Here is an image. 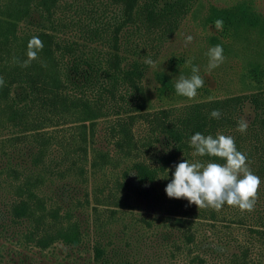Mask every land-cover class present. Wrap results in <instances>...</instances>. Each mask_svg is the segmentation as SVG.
<instances>
[{
    "label": "rangeland",
    "instance_id": "obj_1",
    "mask_svg": "<svg viewBox=\"0 0 264 264\" xmlns=\"http://www.w3.org/2000/svg\"><path fill=\"white\" fill-rule=\"evenodd\" d=\"M121 1L56 0L47 9L40 0H0V11L17 19L16 38L0 42V76L5 80L2 90L9 93L0 105V264H198L192 263L193 256L203 258L205 264H264L261 178L252 212L227 204L220 210L198 209L180 198L191 210L192 246L186 247L174 227L162 220L177 200L165 192L175 165L184 159L195 162V154L190 140L178 145L170 142L156 126L158 120H154V114L164 110H172L168 120H173L180 110L200 102L243 95L264 99V0H138L139 7L151 2L157 5L156 10L166 3L179 2L180 15L172 32L150 27L143 23L142 16L125 22ZM11 2L5 10L4 5ZM17 5L19 12L14 10ZM216 19L223 20L222 31L214 28ZM83 27L87 29L84 34L80 32ZM117 28H121L118 35ZM11 29V25L4 24L0 33ZM41 33L53 37V51L54 41L63 45L78 42L79 59L98 61L103 53L110 52L122 57L126 69L138 63L145 107L132 113L129 124L138 152L124 157L116 148L111 130L117 110H122L126 101L136 97L141 101L138 94L127 100L123 89L117 91L115 99L100 98L99 93L93 96L90 87L81 90L68 85L64 89L67 96L87 98L103 108L93 139L87 125L88 143L81 141L80 130L72 123L74 117L51 112L52 105L34 109L23 123L9 120V114L2 111L5 103L19 108L29 102L31 94L43 95L45 72L38 68L41 51L28 67L20 66L27 59L30 38ZM187 36L192 37L190 43H186ZM116 38L118 49H113ZM215 45L223 47L225 59L208 73L205 53ZM65 53V57L60 55L62 73L82 81L83 75L74 72L73 77L67 69L74 55ZM187 58H193V65L199 67L205 81L192 99L178 96L174 87V78L191 75V69L184 67ZM83 68L84 64L80 74ZM46 118H52V123L45 122ZM241 119L247 120L248 126L256 121L257 113L250 101L236 112V123ZM233 130L236 141L254 139L247 131H237V124ZM79 144H86V155L75 151ZM100 153H109L112 161L99 165L101 160L97 162L96 154ZM167 160L171 162L167 164ZM135 162L156 169L165 167L159 171L160 178L166 175V169L171 171L167 179L159 178L155 187L140 184L131 169ZM21 186L43 201L41 214L33 210V217L42 215L40 224L16 212L17 203L27 199L18 190ZM75 224L80 233L78 244L58 237L46 248L42 246L40 240L46 233ZM94 247L102 250L99 259Z\"/></svg>",
    "mask_w": 264,
    "mask_h": 264
},
{
    "label": "trees",
    "instance_id": "obj_2",
    "mask_svg": "<svg viewBox=\"0 0 264 264\" xmlns=\"http://www.w3.org/2000/svg\"><path fill=\"white\" fill-rule=\"evenodd\" d=\"M55 2L56 0H40V5L49 9L51 5L55 4ZM12 4L13 2L7 4L6 6L4 5L5 10H7V7ZM121 4L124 6L125 22L134 19L135 16H142L143 23L148 24L150 27L163 29V32L166 30L172 32V28L177 24V17L180 15V12L178 11L180 6L179 2H174V4L166 3L164 8L160 10H156L157 5H151V2H145L142 7L138 6V0H122ZM14 10L19 12L21 8L17 5ZM4 24L11 25L14 29H11L6 33H0V42L2 40L8 41L10 37L16 38L17 35V19L0 11V26H3ZM120 30L121 28H117V35ZM80 32H87V29L83 27V30L81 28ZM38 37L43 39L44 45L41 50V58L38 63V68L41 67L45 72L42 86L43 95L38 96V92L36 94H31L29 102L19 108L14 106L13 103H5V107L2 111L9 114V120H19L23 123L25 119H28L31 113H34V109V111H39V108H45L46 105L48 107L49 105H52L53 110H51V112H56L60 115L63 113L65 115L69 114V116L74 117L72 123H76L78 129L80 130L79 134L81 141L83 143H88L86 137V134H88L87 125L90 126L91 130L90 139H93L95 131L94 126L99 123V118L103 108L97 107L87 98H72L67 96L68 92L64 89L67 88L68 85H72L71 87L79 88L81 90L85 89V87H90L89 89L91 91L94 90V93L92 92L93 96L99 93L100 98L106 99L110 97L115 99L117 91L121 89L126 92L127 100L128 96L133 98V94H138L140 98L141 95H144V90L141 85L142 75L138 63H133L130 65V69H126L122 66V57L118 53L112 54L110 52H107L106 54L103 53V57L98 61H95L93 58L90 60H85L83 57L79 59L76 56V52L80 49L78 42L63 45L60 42L56 43L54 41L55 50L53 51V37L50 34L41 33ZM108 47L111 49V46ZM112 47L113 49H118L117 38ZM65 52L71 53V56L74 55L73 63L72 65H68L67 69L73 72V74L70 72L73 77L74 72L78 73L77 76L83 75L81 79L82 81H80L79 77L70 79L69 73H62V57H60V55L65 57ZM82 64H84L85 69L83 68L80 74V66ZM1 70L2 69L0 68V71ZM93 74L95 75L92 76ZM3 88L4 86L0 87V105L2 104V100H6L9 96L8 91L2 90ZM100 94L104 95V97H101ZM246 101H250L254 104L257 113L256 121L247 128V132L251 133V135L254 136V139L253 141H248L247 139L239 138L236 141L233 135V129L237 124L235 121V115L240 106H242ZM142 107H145L144 98H141V101L140 99L137 100V97L136 99L126 101L125 106H123L122 109L123 113L121 112L122 110H117V118L111 126L114 138H116V148L126 158L131 157L134 151L138 152L139 150L137 144L134 142L129 124L133 118L132 113H135L138 111L137 109L140 110ZM212 110H219L221 112V117L219 119L211 118L210 113ZM179 112L180 113L176 115L173 120H168L172 110H164L154 114V120H158L156 121V126L170 142L176 145L182 144L184 140H190L191 136L196 132H200L204 135H215L217 132L224 135H230L234 138L237 149L247 155L248 166L255 170L253 173L264 180V99H260L259 96L256 95L235 96L224 100H213L211 102L191 104ZM41 121L44 122V117H42ZM49 121L52 123V118L45 119V122ZM26 123H28V121H26ZM75 151H77L78 154L82 153L86 155V144H84V147L79 144ZM172 158L173 157H171V159ZM97 159L101 160L99 165H105L112 161L109 153L96 154V160ZM210 159L215 160V162L218 163H224V161L219 158L208 156L201 157L195 154V161H207ZM97 162H94L93 165H96ZM165 162L168 164L171 161L167 160ZM164 168L165 167L156 169L143 162H135L131 166L138 183L148 184L154 187L160 178L159 171L161 169L164 171ZM23 187L24 186L19 187L18 190H20L21 193L24 192L27 195V199H21L15 206V210L19 216L26 215L30 218V220H33L34 223L40 224V222L43 221L41 218L42 215L33 217V210H38L41 214V212L44 211L43 201L38 198L34 192L26 189V187L23 189ZM173 204L174 205L169 210L164 212V218L162 220L168 221L167 223L174 227V229L179 233L180 238L183 239L185 246L188 247L194 243V233L191 232L192 218L189 214V212L191 213V210H187L182 201L179 199H177ZM124 206L125 204H120V207ZM263 218L261 219V223L264 225ZM58 237L66 243L76 245L80 241L79 229L76 224L66 226L62 229H58L54 233H46L40 242L42 246L46 248L47 245H50V243ZM176 248L178 249V246H176ZM95 251V257L96 259H99L102 254V250L99 247H96ZM194 262H198V264H205V260L199 256H193L192 263Z\"/></svg>",
    "mask_w": 264,
    "mask_h": 264
},
{
    "label": "clouds",
    "instance_id": "obj_3",
    "mask_svg": "<svg viewBox=\"0 0 264 264\" xmlns=\"http://www.w3.org/2000/svg\"><path fill=\"white\" fill-rule=\"evenodd\" d=\"M213 26L217 31H222L223 20L216 19ZM191 40V36L186 37V43ZM43 47L39 37H31L27 45V59L20 66L28 67L31 61L38 59ZM205 55L208 57V73L219 67L225 59L221 45L210 47ZM192 60L193 58H187L184 61V67L191 69V75L180 74L174 78L176 94L189 99L195 98L197 90L205 86V81L199 74V67L193 65ZM146 62L153 63L151 60ZM4 85L5 80L0 77V87ZM210 117L219 119L221 112L212 110ZM247 128V120L241 119L237 122V131L244 133ZM189 144L194 149V154L219 158L224 163L211 159L195 162L184 159L175 165L172 179L165 188L167 196L187 199L189 204H195L198 209L211 207L220 210L227 204L238 207L242 212L254 211L261 180L248 166L247 155L237 149L234 138L219 132L215 135L196 132L191 136ZM169 171L171 169H166V175L160 179H167Z\"/></svg>",
    "mask_w": 264,
    "mask_h": 264
}]
</instances>
